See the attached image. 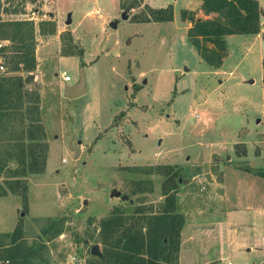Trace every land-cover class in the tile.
Wrapping results in <instances>:
<instances>
[{
  "label": "rangeland",
  "instance_id": "obj_1",
  "mask_svg": "<svg viewBox=\"0 0 264 264\" xmlns=\"http://www.w3.org/2000/svg\"><path fill=\"white\" fill-rule=\"evenodd\" d=\"M6 1L0 18L34 23L35 66L20 73L21 115L4 117L0 156H14L0 171V250L18 233L25 264H97L98 220L156 210L165 190L182 217L176 264H264V0L262 32L224 36L219 68L198 57L180 19L198 0H22L15 13ZM167 5L169 21L135 19ZM44 19L53 34H37ZM80 66L85 92L67 99L61 72L71 84ZM20 154L43 158V171L20 175ZM224 206L237 208L230 221Z\"/></svg>",
  "mask_w": 264,
  "mask_h": 264
},
{
  "label": "trees",
  "instance_id": "obj_2",
  "mask_svg": "<svg viewBox=\"0 0 264 264\" xmlns=\"http://www.w3.org/2000/svg\"><path fill=\"white\" fill-rule=\"evenodd\" d=\"M6 2L10 7L9 13H15L18 10L16 5L22 3V0L14 4L13 0ZM197 9L203 15L211 16L195 17V11L182 8L180 19L189 23L185 31L187 40L198 57L209 67L219 68L226 56L224 36L255 34L259 31V16L262 10L256 0H200ZM4 11H7V8L1 7L0 2V13ZM135 19L141 22L169 21L172 19V8L170 5L158 8L146 6L145 15H136ZM36 28L37 34L50 35L55 32V23L51 19L39 20ZM34 45L32 20L0 18V58L2 63L6 64L5 70L0 74V140H3L6 134H11L9 125L4 121L7 112L14 111L13 114L21 115L20 111H16L25 103L20 73H28L34 69ZM261 63L264 65V57ZM261 85L264 87V73L261 76ZM25 110L28 114L36 113V105L33 104L30 108L26 106ZM19 118L22 119L21 116ZM13 156V153L0 156V171ZM22 156L18 155L21 163L20 175L43 171V158L40 162L33 160L23 163ZM151 168L148 166V169ZM162 194L163 201L156 210L150 209L147 214H143L141 208H138L136 214H111L98 220L103 251L101 256L96 258L97 264H176L182 217L172 212L173 196L165 190ZM18 235L16 233L12 242L1 247L0 264H25V258L31 248L25 246L17 238Z\"/></svg>",
  "mask_w": 264,
  "mask_h": 264
},
{
  "label": "water",
  "instance_id": "obj_3",
  "mask_svg": "<svg viewBox=\"0 0 264 264\" xmlns=\"http://www.w3.org/2000/svg\"><path fill=\"white\" fill-rule=\"evenodd\" d=\"M120 17L122 19H126L127 15L125 12H121ZM67 24L70 22L69 16L67 15L66 21ZM117 23V20L110 21L107 25L109 28H115ZM32 78V74H27L25 78L23 79V82H28ZM85 92V86H84V75H83V69L80 66L78 69V76L77 80L74 81L72 84H65L62 87V96L67 99H73L80 95H82ZM69 148L73 150V155L75 156L77 152L79 151L78 148L72 147L71 144H68ZM186 181V180H183ZM111 196L117 195V191L111 190L110 192ZM90 253L95 254L96 256L99 254L97 245H92L90 248Z\"/></svg>",
  "mask_w": 264,
  "mask_h": 264
},
{
  "label": "crops",
  "instance_id": "obj_4",
  "mask_svg": "<svg viewBox=\"0 0 264 264\" xmlns=\"http://www.w3.org/2000/svg\"><path fill=\"white\" fill-rule=\"evenodd\" d=\"M189 1V0H188ZM199 1L200 0H198V3L195 5V6H193V7H187V8H185V9H188V10H193V11H195V17H209V16H211V14H209V15H203L198 9H197V7H198V5H199ZM257 1V4H258V6L259 7H261L262 5H260V0H256ZM156 8V7H155ZM187 22V21H186ZM188 23V22H187ZM188 25H189V23H188ZM262 32V29L260 28V30L257 32V33H255V34H258V33H261ZM36 77H37V75L35 74V73H33L32 74V78H34L33 79V82L34 81H36L35 79H36ZM60 81L62 82V80L60 79ZM63 83V85L61 86V88L65 85V84H68L67 82H62ZM72 84V83H71ZM209 184L211 183V182H208ZM216 185H219L218 187H214L213 186V189H214V191H215V193H216V195H217V197H221L222 195H223V191L221 190L222 188V182H220V183H216ZM204 188H205V186H204ZM209 190H211L210 188L207 190L208 192H210ZM207 196V195H206ZM233 206V205H232ZM237 209V208H236ZM236 209H234V208H231V207H227V208H225V206L223 207V210L226 212L225 213V215H226V218H227V220L228 221H230L229 220V217H230V214L232 215L233 213H234V211L236 210ZM224 254V253H223ZM223 257H225V256H222V257H220V258H223ZM179 258H180V256H179ZM208 262H211V261H208ZM208 262H204V264H206V263H208Z\"/></svg>",
  "mask_w": 264,
  "mask_h": 264
},
{
  "label": "built area",
  "instance_id": "obj_5",
  "mask_svg": "<svg viewBox=\"0 0 264 264\" xmlns=\"http://www.w3.org/2000/svg\"><path fill=\"white\" fill-rule=\"evenodd\" d=\"M4 70H5L4 69V65H3L2 61H1V58H0V72H3ZM60 77H61L62 82H64V83L70 80V77L63 71L61 72V76Z\"/></svg>",
  "mask_w": 264,
  "mask_h": 264
}]
</instances>
